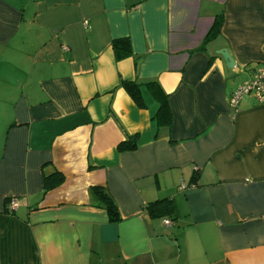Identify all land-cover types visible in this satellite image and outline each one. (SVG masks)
<instances>
[{
	"label": "crops",
	"instance_id": "crops-1",
	"mask_svg": "<svg viewBox=\"0 0 264 264\" xmlns=\"http://www.w3.org/2000/svg\"><path fill=\"white\" fill-rule=\"evenodd\" d=\"M262 66L264 0H0V264H264V102L228 103Z\"/></svg>",
	"mask_w": 264,
	"mask_h": 264
},
{
	"label": "trees",
	"instance_id": "trees-1",
	"mask_svg": "<svg viewBox=\"0 0 264 264\" xmlns=\"http://www.w3.org/2000/svg\"><path fill=\"white\" fill-rule=\"evenodd\" d=\"M220 22H217L215 25V30L218 29ZM112 49L114 52V56L116 60L124 59L130 56V46L129 41L127 39H119L112 42ZM153 82H148L145 84H140L135 81L127 82L121 81L120 86L125 90L131 100L135 103V105L140 109H145V101L143 99L142 89L147 88L151 94L156 98L158 102V111L155 117L160 120H165L168 117L167 112V96L156 88L154 90ZM138 139V135L129 136L127 140L121 142L117 150L119 152H128L133 151L136 148V142ZM62 182V176L60 174H55L51 177L44 179V191L49 190L58 186ZM195 185L194 183L191 184ZM189 185V187L191 186ZM89 195L94 200V206L103 208L108 216L110 222H117L119 220V213L117 207L111 197L105 192V190L101 187H92L89 189ZM12 198H7L4 200V213L12 214L13 210L9 209V204ZM146 210L152 218L157 217H171L174 212L173 203L170 200H160L153 203H150L146 206ZM172 222V221H171Z\"/></svg>",
	"mask_w": 264,
	"mask_h": 264
},
{
	"label": "built area",
	"instance_id": "built-area-1",
	"mask_svg": "<svg viewBox=\"0 0 264 264\" xmlns=\"http://www.w3.org/2000/svg\"><path fill=\"white\" fill-rule=\"evenodd\" d=\"M86 25V23L84 24ZM245 95H252L258 102H264V66L258 68L253 72L250 79L239 86L229 97V106L237 110L239 101ZM190 187H193L192 185ZM187 186L181 182L179 185V190L186 189ZM17 208V200L12 198L9 204L10 210H15ZM165 226L172 225L170 220L163 221Z\"/></svg>",
	"mask_w": 264,
	"mask_h": 264
},
{
	"label": "water",
	"instance_id": "water-1",
	"mask_svg": "<svg viewBox=\"0 0 264 264\" xmlns=\"http://www.w3.org/2000/svg\"><path fill=\"white\" fill-rule=\"evenodd\" d=\"M218 54L223 58L226 66L228 68H233L234 67L233 59L228 55V53L225 50L219 51Z\"/></svg>",
	"mask_w": 264,
	"mask_h": 264
}]
</instances>
